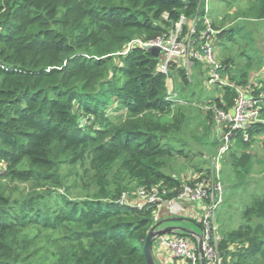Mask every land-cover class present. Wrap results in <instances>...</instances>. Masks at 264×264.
Returning a JSON list of instances; mask_svg holds the SVG:
<instances>
[{"label":"trees","instance_id":"trees-1","mask_svg":"<svg viewBox=\"0 0 264 264\" xmlns=\"http://www.w3.org/2000/svg\"><path fill=\"white\" fill-rule=\"evenodd\" d=\"M223 1L228 8L241 2ZM204 16V0H0V264H31L35 252L24 233L33 228L50 233L46 242L53 248L73 246L76 264H147L143 246L156 207L139 210L119 201L129 182L181 191L180 180L165 172L183 155L173 140L181 122L161 120L175 105L168 100L171 72L182 84L190 80L177 64L160 73V57L128 45L168 39L181 17L198 19V34ZM237 18L264 21V0H249ZM188 28L182 25L183 36ZM245 28L224 30L219 42L247 39ZM230 61L221 62L229 84L248 87L249 73L233 76ZM193 69L201 77L206 71L200 62ZM216 86L222 96L214 109L228 111L237 92ZM113 104L114 113L125 115L112 120ZM261 107L249 141L237 135L239 148L264 134V101ZM250 162V154L230 158L237 178ZM64 166L84 168L73 186L82 198H70ZM242 220L219 243L225 264H264V190ZM52 255L51 264H63Z\"/></svg>","mask_w":264,"mask_h":264},{"label":"rangeland","instance_id":"rangeland-1","mask_svg":"<svg viewBox=\"0 0 264 264\" xmlns=\"http://www.w3.org/2000/svg\"><path fill=\"white\" fill-rule=\"evenodd\" d=\"M248 1L241 0V2L228 8L223 0H211V12L209 11L210 14L208 16L211 23L215 24L217 30H229L238 26H246V35L244 37L247 39L243 40L240 36L231 37L232 40L228 36L220 37L223 43V55L231 59L230 62H232L236 70L238 69L240 74L242 72L249 73L254 70L262 71L264 69V21L244 18L233 19L235 12L238 9H244ZM219 36L217 35L214 39L215 46L218 44ZM217 51L218 49H215L216 55ZM225 71L224 66L223 77H225ZM232 75L235 76V73ZM176 76L175 73L171 72V76L167 79V89L168 92L176 93L178 97L172 107V113L162 118L161 121L163 123H171L176 118L181 122V131L175 135L173 140H175V147L182 148L183 155L175 157L165 172L185 184L201 177L204 173H207L206 170L210 169V158L220 144V130H217L214 122L215 109L213 102L218 98L220 99L222 93L221 88L216 85H206L204 75L201 77L198 71L194 69L191 71L190 85L178 82ZM229 76L230 74H227L226 79L229 80ZM236 80L240 81L241 78ZM260 85H264V83ZM254 88L256 96L259 92H262H257L260 87ZM223 105H226V103L223 102ZM115 107V104L109 107L112 120L119 119L125 115L123 110L114 113L112 109ZM243 153L250 154L251 162L247 166V172L240 171V178H237L230 165V158L233 156L240 157ZM195 167L201 168L202 172L197 173ZM83 171L84 168L80 166L72 169H67L64 166L61 170L62 175L65 176L66 186H70L68 189L70 198H82L83 196L82 191L73 189L74 183L77 181L74 176L75 172L81 175ZM220 177L223 187V203L215 214L216 236L219 243L229 233L243 224L242 213L244 209L250 204L254 196L262 194L264 190V134L253 136L248 149L239 148L237 143L236 145L234 144L222 164ZM6 183L11 188L16 187L19 190H27L24 185L11 183L10 181H6ZM78 184L81 185V183ZM139 188L141 187L136 183L129 182L128 189L124 192L126 198L135 199ZM65 192V190H62V193ZM156 212L157 208L155 214ZM167 224L170 227H189L196 234L200 233L196 225L186 223V221L167 222ZM24 234L31 239V251L35 252L31 256V264H51L53 261L52 254L57 255L58 260H62L63 264H76L74 256L76 249L73 246L57 244L54 248L51 247L50 243L46 242L51 238V234L42 232L38 228L30 229ZM230 248L233 249L232 246ZM174 260L177 261L176 259Z\"/></svg>","mask_w":264,"mask_h":264},{"label":"built area","instance_id":"built-area-1","mask_svg":"<svg viewBox=\"0 0 264 264\" xmlns=\"http://www.w3.org/2000/svg\"><path fill=\"white\" fill-rule=\"evenodd\" d=\"M210 2L211 0H204L203 29L198 34L196 33L198 19L194 18L188 23L181 17L168 39L157 38L144 44L136 40L128 45V47L141 45L147 49L150 47L161 48L162 53L159 56L161 62L158 71L162 74L168 75L170 67L177 64L186 72L190 80L194 62H200L207 70L204 74L206 85L229 86L237 92L228 111L215 110L214 121L217 130H220V144L210 158L209 174L204 173L194 181L183 184L178 194L165 186L152 187L150 190L141 187L138 189L135 199H127L123 193L119 201L121 205L139 210L149 209L152 206L159 208L164 205L171 218L182 216L184 204L200 205L199 234L174 230L170 234L155 237L152 242V248L154 245L163 247L173 259L180 260L184 264H201V261L203 264H225V257L219 250L215 228V214L223 203V187L220 177L222 164L233 148L239 133H241L243 142L249 141L248 128L260 122L261 103L264 101V91L259 92L257 97L254 94L255 88L235 87L222 76L224 66L215 57L214 39L218 32L213 28L208 17L211 12ZM185 24H188L189 28L183 36L181 27ZM168 95V100L176 103L177 94L168 92ZM200 242L202 256L199 252Z\"/></svg>","mask_w":264,"mask_h":264},{"label":"crops","instance_id":"crops-1","mask_svg":"<svg viewBox=\"0 0 264 264\" xmlns=\"http://www.w3.org/2000/svg\"><path fill=\"white\" fill-rule=\"evenodd\" d=\"M215 30L218 32L216 34V37H217V35L222 34V32L224 31V30H217L216 28H215ZM222 44L223 43L221 42V40H220V42L218 41V44L216 46L214 44L215 49H218L217 55L215 53V57L219 63H221L220 61H225V60L229 59L228 57L223 55L224 52H223ZM225 69H226V67H225ZM228 71H231V74H234L238 71V69L236 70L232 66V70H228ZM227 74L225 72V74H224L225 78H226ZM235 76H237V75L235 74ZM263 79H264V69L262 71L254 70L252 72H249L248 87H250L252 89L254 87H256V88L260 87V89H262V85H260V84L264 83V81H262ZM248 87L246 86L243 88H248ZM200 210H201V207L198 204L197 205L196 204L195 205L184 204L182 216H180V218L185 219L184 221H186V223L196 225L200 230L199 219H198L200 216V212H199ZM155 215H156V217H155L156 222H159V221L162 222L161 228L170 227L167 223H164L166 220L171 219L166 206L162 205L159 208H157V212ZM183 229H186L187 231H182V232L196 233L194 230H192L189 227L188 228L186 227ZM152 253H153L155 262L157 264H184V262H182L180 260L175 261L172 258V256L170 255V253L163 247H159V246L154 245V247L152 248Z\"/></svg>","mask_w":264,"mask_h":264},{"label":"water","instance_id":"water-1","mask_svg":"<svg viewBox=\"0 0 264 264\" xmlns=\"http://www.w3.org/2000/svg\"><path fill=\"white\" fill-rule=\"evenodd\" d=\"M148 51L153 53L156 58H158L161 55V53H162V50L159 47H150V48H148ZM184 220L185 219H183V218H171L169 220H166L164 223H167V222H181V221H184ZM161 226H162V222H160V221L156 222L151 227V229L149 230L148 234L146 235L145 243H144V246H143V254L145 256L147 264H157L155 262V259H154L153 253H152V242H153V239L155 237L160 236V235L170 234L174 230H178L179 232L187 231L186 229H183L181 227L161 228ZM183 233H187V232H183ZM199 252L201 253V256H202L201 242L199 243ZM201 264H203V261H201Z\"/></svg>","mask_w":264,"mask_h":264}]
</instances>
